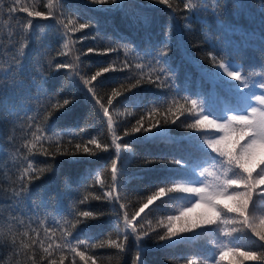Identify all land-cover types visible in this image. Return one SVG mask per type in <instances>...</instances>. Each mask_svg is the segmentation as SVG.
<instances>
[{
    "label": "snow or ice",
    "instance_id": "1",
    "mask_svg": "<svg viewBox=\"0 0 264 264\" xmlns=\"http://www.w3.org/2000/svg\"><path fill=\"white\" fill-rule=\"evenodd\" d=\"M89 2L91 5H110L108 8L97 9L106 12L121 10L124 5V0H85V3ZM155 2L167 6L173 12L180 10L178 5H174L173 0H155ZM182 2L183 9L192 14L184 17V27L190 30L192 21L199 18L201 8L207 7V5L202 4L201 0H182ZM13 3L19 4L20 0H13ZM261 3L262 9H264V0H261ZM47 7L50 10L47 14L36 10L30 11L26 6L19 8L10 6L8 12H26L28 17L47 20L53 18L52 0H49ZM220 9V0H213L211 12L218 20L222 15ZM9 18L11 19V16ZM145 22L147 21L145 20ZM58 24L65 30L63 35L67 37V40L63 47L67 48L69 44L73 43L72 37L67 36L68 32H81L92 27L94 22H81L77 26V21L69 18L68 23H65L64 19H59ZM32 26V21H27V28ZM87 38V36H82L79 37V40ZM207 39L208 37L205 35V40ZM119 47L124 49V59L119 65L113 60L107 66L101 67L87 76L77 70L78 64L70 62L53 65L50 60L47 71L38 69L39 83H36V78H33L36 95L33 96L29 92L24 99L41 104L43 111L40 113V125L33 126L36 117L30 116L28 112H18L14 106L8 109V115L12 118L11 126L7 137L0 132V147L11 145L14 149L11 160L15 161L19 167L16 170V178L7 186L0 187V204L6 205L10 210V215L0 220V223L5 224L8 229L7 233L3 235V242L0 243V251L5 248L28 249L37 242L33 238H29L30 242H26L24 239L17 240L18 235L29 236L28 231L21 232L19 228V225L24 224L21 217L27 215L22 211V207L27 206L29 211L34 214L36 210L46 207L47 204V201L41 196L40 203L36 204L35 208L32 207L36 198L32 195L31 186L35 181L41 179L46 168L41 167L40 162L36 159L29 157L44 156L48 158L44 163L50 170L52 165L57 162L58 157L68 158L71 163H79L77 157H96L99 152L109 150L110 145L102 143L98 138L83 136L81 133L84 129L57 128L56 122L52 120L53 117H57L59 120L60 117L67 115L66 110L75 100L73 97H61L59 91L49 93L45 84L55 71L69 69L68 75L73 77L71 81L73 86L82 85L86 94L99 106L107 118V125L112 136L111 146H114L116 150V157L110 165L109 190L101 195H96L95 199L107 200L109 204L113 205L118 204L121 210L125 208V205L120 203L121 196L116 193V189L119 186L122 191L125 186L128 177V163L135 162L142 167L160 163L168 165L171 171H175L177 168L182 170L178 179L162 182L150 194L142 197L144 202L131 218L127 211H123V228H119L117 225L118 230L115 238H105L98 243L93 241V247L104 248L106 243L107 247L116 249L117 254H123L126 251V243L131 238L135 244L133 264H147L143 256L149 249L147 245L141 243L144 240H151L157 249H168L180 243L195 241L208 232H215L218 239L209 242V247L213 250L204 256L188 257L184 264H223L229 257L235 258L229 261V264H244L246 260L264 261V251L244 250L239 244L234 243L250 232L252 237L261 242V249H264V212L259 211L254 203V196L264 198V64L244 71L240 65L225 60L214 52H209V62L216 71L204 69L199 61H195V63L199 65L203 78L221 88L225 95L221 96L216 88L205 90L199 82L194 96L191 93L180 95L176 91V77L179 68L173 67L172 61L169 59L172 44L167 38V34L157 49L153 48L150 41L143 49L138 47L133 49L132 41L124 37L119 38ZM118 50V47L104 50L90 48L82 54L87 55L92 52L108 54ZM130 52L134 53L131 61L129 59ZM19 56L21 58L24 56L23 47ZM75 60L78 61L79 56L75 57ZM133 67L137 70L146 69V71H141L138 74L130 72L123 77L121 83L111 90L106 102L107 106L102 103L97 98L95 90L102 86V82L99 85L95 83L97 78L109 72L124 71ZM23 70L22 65L17 64L13 70L0 77V80H8L11 77L6 86L0 83V104L3 103V98L6 95L16 92L18 81L15 75L17 72L22 73ZM232 81L238 83L233 84ZM186 82L190 87L191 81H188L187 77ZM143 84H153L158 89L169 90L171 94L168 97L154 99L149 105H145L135 123L124 126L123 134L118 135L113 129V119L109 114L108 106H112L113 101L118 97L132 92ZM253 88L262 91L252 92ZM253 100L256 101L255 104ZM141 103L142 101L133 98L130 101L122 102L121 106L125 109L136 108ZM131 114L129 113V115ZM0 118H2V113H0ZM22 121H26V123ZM178 121L179 123H177ZM43 124L49 125L51 135L46 133ZM172 125L186 129L183 140L188 143L191 149L199 153L198 157L189 160L176 157H146L136 161L130 144L121 145L118 143L124 137H132L134 142L165 140L169 143H179L178 138L169 136V129ZM18 130H21L20 134L24 136L19 146L15 143ZM22 149L26 151H22ZM122 151L127 152L128 156H121ZM7 156V152H0V175L3 174L2 167ZM93 174L89 172L86 180L92 179ZM95 176V183H99L103 187L104 181L98 173ZM114 193L116 194L114 195ZM87 199L88 197L84 196L79 200V203H84ZM157 201L161 202L160 205H157L158 208L170 204L173 207L168 212L157 215L154 224L149 221L147 228L144 227V220L137 224L136 221L141 217V214L145 213ZM199 207H203L204 211L195 218H190L193 208ZM103 214L91 210L77 211L74 209L70 218L65 219L61 227L62 243L55 244V247L61 252L67 249L75 257H79L83 264H89V262L96 264V258L93 255H88L85 251L80 250V245L85 244V241H70L67 237L72 236V230L77 229L78 226L84 225L86 228L90 220L98 219ZM57 215L62 214L57 213ZM151 215L152 213H149V216ZM257 216L259 217L258 223L255 222ZM147 219L148 217H145V220ZM53 228L54 226L45 228V236L49 232H53ZM31 230L36 237H39L40 233L35 228ZM40 246L49 257L53 255L49 251L53 247V243H49L48 247H43V243ZM64 259L65 257L61 255L60 264H63ZM49 264H57V260L53 258ZM72 264H76V261L73 260ZM116 264H119V260L116 261Z\"/></svg>",
    "mask_w": 264,
    "mask_h": 264
},
{
    "label": "trees",
    "instance_id": "2",
    "mask_svg": "<svg viewBox=\"0 0 264 264\" xmlns=\"http://www.w3.org/2000/svg\"><path fill=\"white\" fill-rule=\"evenodd\" d=\"M48 2L49 0H20L19 4H14L13 0H0V77L13 70L17 64L22 65L24 69L22 73L17 72L15 75L18 81L16 92L6 95L3 98V103L0 104V113H2L0 132L5 137H7L11 126L12 118L8 115L10 107L14 106L18 112H28L30 116H35L34 127L41 124L40 113L43 111L41 104L24 99L29 92L33 96L36 95L33 78H36V83H39L38 69L47 71L50 60L53 65L70 62L78 64L77 70L87 76L95 70L107 66L113 60L119 65L124 59V49L119 47L120 37L132 41L133 49L137 47L143 49L149 41L153 48L157 49L167 34V38L172 44L169 59H171L173 67L179 68L176 77V91L180 95L191 93L194 96L198 82L205 90L216 88L221 96L225 95L221 88L203 78L199 65L195 63V61H199L204 69L216 71L209 62V52H214L217 56H222L225 60L240 65L244 71L264 64V9H262L261 0H220L222 15L219 20L211 12L213 0H201V3L207 7L201 8L199 18L192 21L190 30L184 27V17L192 14L183 9L182 0H173L174 5H178L180 9L175 12L165 5L157 4L155 0H124L121 10L107 12L97 9L108 8L110 5L98 6L91 5L90 2L85 3V0H66L65 7V0H52L53 18L47 20L28 17L26 12H8L10 6L17 8L26 6L30 11L36 10L47 14L50 11L47 7ZM69 18L75 19L77 26L81 22H94V24L81 32H68L67 36L72 37L73 43L64 48L63 45L67 37L63 35L65 30L58 24V20L64 19L65 23H68ZM29 20L32 21L31 28H27ZM205 35L208 37L207 40H205ZM82 36L88 38L81 41L79 37ZM22 47L24 56L21 58L19 52ZM112 47H118L119 50L108 54H103V52L82 54L90 48L104 50ZM77 56H79L78 61L75 60ZM133 56L134 53L130 52V61ZM141 71H146V69L137 70L133 67L124 71L109 72L98 77L95 83L99 85L102 82V86L95 89L97 98L107 106L106 102L111 90L121 83V79L130 72L138 74ZM69 72V69L55 71L45 84L49 93L59 91L61 97H73L75 100L66 110L67 115L60 117L59 120L57 117H53L52 120L56 122L57 128L84 129L81 133L83 136L98 138L102 143L110 145L109 150L99 152L96 157H77L79 163H71L68 158L58 157L57 162L52 165L50 170L44 163L48 158L44 156L29 157L36 159L40 162L41 167L46 168L41 179L35 181L31 186L32 195L36 198L32 207L35 208V205L40 203L41 196L47 201V204L46 207L36 210L34 214L29 211L27 206L22 207V211L27 215L21 217L24 224L19 225V228L21 232L28 231L29 236L18 235L17 240L24 239L26 242H30L29 238H33L37 242L28 249L5 248L0 251V257H2L0 264H49L53 258L57 260V264H60L61 255L65 257L63 264H72L73 260L76 261V264H83L79 257H75L67 249L61 252L55 247V244L62 243L61 227L64 220L70 218L74 209L77 211L91 210L104 214L98 219L90 220L86 228L84 225H80L77 229L72 230L73 234L67 237L68 240L85 241V244L80 245V250L85 251L88 255H93L96 258V264H116L117 260H119V264H133L135 244L131 238L127 241L126 251L123 254H117V250L107 247L106 243L104 248L93 247V241L98 243L105 238H115L118 230L117 225L119 228H123V211H127L131 218L144 202L142 197H146L162 182L178 179L182 174L181 169L177 168L175 171H171L168 165L160 163L148 167H142L135 162L128 163V177L125 186L122 191L119 186L116 189V193L121 196L120 203H123L125 208L121 210L118 204L113 205L109 204L107 200L95 199L96 195H101L109 190L110 165L116 157V150L114 146H111L112 136L107 125V118L99 106L86 94L82 85L73 86L71 82L73 77L68 75ZM186 77L188 81H191L190 87L186 82ZM10 80L11 77L8 80H0V83L6 86ZM232 83L238 82L232 81ZM251 91L259 93L262 90L253 88ZM170 94L169 90L158 89L153 84H143L132 92L118 97L113 101L112 106H108L109 114L113 119V129L118 135H122L124 126L130 123L134 124L143 112L145 105H149L154 99L168 97ZM133 98L142 101L139 107L125 109L121 106L122 102L130 101ZM253 103L255 104L256 101L253 100ZM129 113L132 114L129 115ZM22 122L26 123V121ZM43 128L48 135L52 134L48 124H43ZM20 132L21 130H18L16 133L15 143L17 146L24 139ZM185 135L186 129L172 125L169 129V136L178 138L179 143H169L165 140L134 142L132 137H124L118 143L121 145L129 143L135 153L136 161L146 157L194 159L199 156V153L191 149L188 143L183 140ZM45 146L47 145L45 144ZM13 151L11 145L0 147V152L8 153L2 167L3 174L0 175V187L7 186L16 178V170L19 165L11 160ZM22 151L26 150L22 149ZM121 156L126 157L128 153L122 151ZM89 172L94 174L92 179L86 180ZM96 173L104 181L103 187L99 183H95ZM84 196L88 197L87 201L79 203V200ZM160 203L157 201L156 204L150 206L145 213L141 214L136 223L140 224L141 220H144V227L147 228L149 221L154 224L157 215L168 212L173 207L170 204L158 208L157 205ZM254 203L259 211L264 212V198L254 196ZM154 209L155 211H153ZM203 211V207L193 208L190 218H195ZM57 213L62 215L58 216ZM149 213L152 215L149 216ZM9 215L10 210L6 205L0 204V220ZM145 217L148 219L145 220ZM250 219H252L251 216ZM255 222H259L258 216ZM53 226V232H49L45 236L44 229ZM33 228L40 233L39 237L34 235L31 230ZM7 230V226L0 223V243L3 242V235L7 233ZM217 239L218 236L215 232H208L195 241L180 243L168 249H157L151 240H144L141 243L147 245L149 250L143 258L147 264H184L188 257L204 256L211 252L213 249L209 247V242ZM41 243H43V247H48L49 243H53V247L49 249L53 254L51 257L43 251ZM234 243L239 244L244 250L264 251L260 247L261 242L252 237L250 232ZM232 259L235 258L229 257L223 264H229ZM244 264H264V261L246 260Z\"/></svg>",
    "mask_w": 264,
    "mask_h": 264
}]
</instances>
